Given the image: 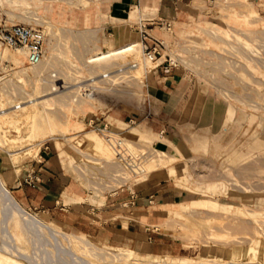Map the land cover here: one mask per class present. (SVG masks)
Returning <instances> with one entry per match:
<instances>
[{
  "label": "rangeland",
  "instance_id": "374dc122",
  "mask_svg": "<svg viewBox=\"0 0 264 264\" xmlns=\"http://www.w3.org/2000/svg\"><path fill=\"white\" fill-rule=\"evenodd\" d=\"M21 1L0 0V22L43 30L45 53L32 73L26 63L25 71L8 58L20 51L0 50V126L6 130L0 131V175L24 163L12 160L10 151L19 146L32 151L25 164L49 152L70 173L76 201L87 209L82 219L76 212L77 221L63 223L25 209L77 241L36 240L46 248L40 261L264 264V0H179L166 14L152 11L154 21L139 20L142 7L131 9L137 15H118L112 0H24L29 8ZM29 14L41 18H25ZM162 20L171 21L170 29L162 28ZM141 30L162 43V60L175 58L176 69L196 81L198 103L204 101L199 112L196 107L162 132L151 120L158 111L152 89L157 62L143 61L142 50L138 65L86 62L97 49L141 42ZM226 107L232 120L214 125ZM44 114L58 130L30 137L28 124ZM145 120L153 131L141 124ZM104 124L130 144L124 159L89 137H105L96 130ZM18 136L25 138L22 145ZM115 226L119 236L104 231ZM127 230L143 236L129 241ZM38 243L23 241L21 247L32 254L33 245L40 254ZM68 246L70 258L63 249Z\"/></svg>",
  "mask_w": 264,
  "mask_h": 264
},
{
  "label": "crops",
  "instance_id": "0c3cea01",
  "mask_svg": "<svg viewBox=\"0 0 264 264\" xmlns=\"http://www.w3.org/2000/svg\"><path fill=\"white\" fill-rule=\"evenodd\" d=\"M112 1L114 4L113 11L118 15L121 12L131 13V9L142 7V12L138 15L135 13L139 19H142L152 16L156 9H160L163 11L162 14H166L179 0ZM111 17L117 20L115 16ZM197 88L196 81L181 69H173L167 75L159 70L156 72L152 89L158 98V102H156L158 111L151 120L161 132L182 122V120L188 119L196 107L198 108L197 112L202 109L204 101L201 104L198 103ZM227 107L222 112L219 110V114H216L214 125H222ZM141 124L146 129L153 131L146 124V120ZM50 155L49 152L40 151L38 158L33 159L29 164H25L26 159V162H21L23 164L19 163L22 165L19 169L6 168L3 174L0 175V181L10 196L24 209L37 211L35 214L38 213L58 223L67 220L77 221L78 215L76 212L81 213L80 219H82L83 213L87 212L84 210L87 209H85V206H79L78 201H76V198L80 195L74 191L72 177L55 160V157L49 158ZM0 168L4 170V168ZM31 176L37 178L35 184L27 181ZM77 207H80V210H77ZM104 231H107L111 237L119 236L122 233L117 226L107 227ZM124 235L128 236L129 241H137L138 238L143 236V234L130 230L124 232L123 237ZM103 238L106 239L107 235H104ZM128 251L133 253L131 249H128Z\"/></svg>",
  "mask_w": 264,
  "mask_h": 264
},
{
  "label": "bare ground",
  "instance_id": "6f19581e",
  "mask_svg": "<svg viewBox=\"0 0 264 264\" xmlns=\"http://www.w3.org/2000/svg\"><path fill=\"white\" fill-rule=\"evenodd\" d=\"M8 1L12 2L13 0H8ZM21 4H23L24 6H27L29 8V2H25L23 0V2L21 1ZM130 14L135 15L134 12H131ZM239 16H241V15H239ZM28 17L32 18L33 20H36V21H38L41 18L40 16L34 17L30 14H29V16H26L25 18H28ZM150 17L142 18L139 20H148V19H150ZM242 17H248L247 13L242 15ZM23 18H21V19H23ZM26 20H28V19H26ZM212 27L215 29V31L219 30L218 27H215V26H212ZM221 33H222V31H221ZM223 33H226V32H224V30H223ZM0 48H2V45H0ZM5 48L10 49L8 47H5ZM0 50H1L2 54H4V49L2 48ZM141 50H142V46H141L140 41H130V42L124 43L118 47H112L111 46V47L107 48L106 50L97 49L95 52H93L92 54H90L86 58V62H87V64L88 63L89 64L90 63H93V64H104L105 63L106 64L110 61L121 59L123 62L130 63L131 65H138L140 63V61H142L141 54L143 53V51L141 53ZM16 51H20L21 53L9 56L8 58L10 60H12L13 62H15V64L23 67V63H26L25 62V54L21 50H16ZM22 53H23V55H22ZM143 55H144V53H143ZM2 58L3 57L0 53V59H2ZM146 58L147 57L144 55L143 61L146 60ZM150 60H152V59H150ZM160 60H162V58L152 60V61L157 62L156 63V65H157L160 62ZM41 61L36 65H32V66H29L27 64L26 65L31 67L32 73H34L33 70L35 69V67L37 68L38 65L42 64ZM156 65H155V67H156ZM22 69L25 70L28 68L23 67ZM106 69H107V67H106ZM153 110L157 111L158 109L155 108ZM44 115L45 116L40 121H37V122L31 121L28 124V128H30V132L28 135H30V137H32V138L33 137H39V136L47 137L49 135L51 136V134H53L55 131L58 130L57 129L58 126L56 125L55 121L52 120L53 117L51 118V116H49V114L48 115L44 114ZM233 115H234L233 110L228 109L226 112V117L224 119V123H225V120H226V124L229 123L232 120ZM25 116H26V114H24V117ZM28 116L29 115H27V117ZM14 117L15 116H13L12 118H14ZM12 120L13 119H11V121ZM6 121H7V119H6ZM76 129H77V132H81L84 130V126L81 123H78ZM2 130H3L2 126H0V131H2ZM3 131H6V130H3ZM92 132H94V131L87 132V135L92 134ZM111 136H113L114 138H118V140H120V143H119L120 147L125 148L128 145H130L125 140L119 138L117 135H111ZM89 137L92 139V142H94L96 145H101L104 148H107V147L114 148V146L110 143V141L106 137L99 138V140L93 139V137L91 135H89ZM24 139L25 138L23 136L17 138V141H16L17 145H19V144L22 145ZM41 142L42 141L37 142L35 144V148H33L34 153H36L40 149ZM0 143H2L1 137H0ZM91 148H94V146H91ZM173 148L175 150H177L176 147L173 146ZM10 153H11V156H12V159L14 162L21 163L30 157L32 151H30L29 147L19 146L18 149L10 151ZM170 157H172V156H170ZM172 158L174 159V157H172ZM149 164H150V162H149ZM221 187H223L222 184H221ZM40 238H41V240L44 238L46 240V238H48V242H47L48 244H50L49 241H51V243H52V241H55L59 245L60 244L63 245L66 242L68 244L70 243L71 245L77 244V241H76V239H74L73 234H69V233H66L64 231H60L59 228H57L56 226H51L50 224L45 223L44 221H42L41 219H39L35 215L29 213L23 207H21L10 196L9 192L4 188V186L2 185V183L0 181V264H26V263L43 264L44 262H46L45 264H57V263L60 264V262H57L58 260L55 261V259L52 258L50 253H48V255L51 257L47 256L48 257V259H47L45 256L46 259H44L43 262H42V260L40 261V258H38L39 255L46 253V252H44L46 248H43V246H42V250H44V251H42L41 248H39L40 242L39 243L36 242V240H40ZM79 239H81V238H79ZM23 241L27 242V243H33V244L38 243V246H36V245L35 246L38 247L40 249V252L42 251V253L39 252L40 254H37L39 250H38V248H36L34 246L33 247L34 250L35 249L38 250L37 252L34 251L36 253L35 254L32 251L33 245L31 246V249H30L32 254L29 252H26L25 250L23 251V248L21 247V242H23ZM83 243L87 247L86 244L88 242L83 241ZM45 244H46V242H45ZM40 247H41V245H40ZM67 248H63L64 252L66 253V255H68V257H69V255L72 257L73 253L70 252V250H69L70 247L68 246ZM67 253H71V254H67ZM95 254L97 255L98 253H95ZM111 255L116 256V257L117 256H127L126 253H112ZM74 257H75V255H74ZM78 258L76 256V259H78ZM80 258H81V256H80ZM70 260H72V259H70ZM67 261H69V259H67ZM67 261H64L65 263H63V262L62 263L63 264H91V262H88V261L79 262V259L78 260L74 259V261L72 260V262L66 263ZM127 263H128V261H127ZM128 264H137V263L136 262H130Z\"/></svg>",
  "mask_w": 264,
  "mask_h": 264
},
{
  "label": "built area",
  "instance_id": "2783aa9c",
  "mask_svg": "<svg viewBox=\"0 0 264 264\" xmlns=\"http://www.w3.org/2000/svg\"><path fill=\"white\" fill-rule=\"evenodd\" d=\"M209 3H213L215 0H207ZM227 1V0H226ZM149 21H154V18L148 19ZM147 24L143 25V27ZM162 28L170 29L171 21L162 20L160 22ZM141 46L144 55L152 60L161 58L162 43L150 36L146 31L141 30ZM0 45L8 47L10 49L21 50L25 54V62L27 65L32 66L38 64L44 53H45V34L43 30L26 24H7L5 22H0ZM3 61L0 59V75L3 72ZM178 67L175 58L168 56L161 60L156 68L163 74H169L173 69ZM1 78V77H0ZM92 120L88 125L91 126ZM96 130L104 135L110 143L116 149L117 156L123 158L125 154V149L119 146L120 140L114 138L111 135H116L114 132L107 129L106 124L96 127ZM118 145V146H117ZM124 159V158H123ZM29 183L35 184L37 181L36 177L31 176L28 180Z\"/></svg>",
  "mask_w": 264,
  "mask_h": 264
}]
</instances>
